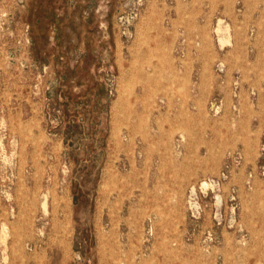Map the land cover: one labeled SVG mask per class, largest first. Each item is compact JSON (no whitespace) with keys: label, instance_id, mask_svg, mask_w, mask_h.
Listing matches in <instances>:
<instances>
[{"label":"rangeland","instance_id":"374dc122","mask_svg":"<svg viewBox=\"0 0 264 264\" xmlns=\"http://www.w3.org/2000/svg\"><path fill=\"white\" fill-rule=\"evenodd\" d=\"M0 264H264V0H0Z\"/></svg>","mask_w":264,"mask_h":264},{"label":"bare ground","instance_id":"6f19581e","mask_svg":"<svg viewBox=\"0 0 264 264\" xmlns=\"http://www.w3.org/2000/svg\"><path fill=\"white\" fill-rule=\"evenodd\" d=\"M224 43V42H223ZM204 183V182H203ZM204 185V184H203Z\"/></svg>","mask_w":264,"mask_h":264}]
</instances>
